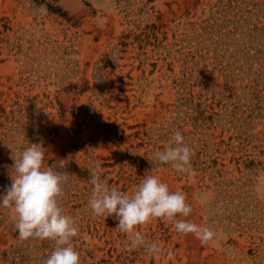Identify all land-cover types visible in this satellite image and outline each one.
Masks as SVG:
<instances>
[{"label": "rangeland", "instance_id": "374dc122", "mask_svg": "<svg viewBox=\"0 0 264 264\" xmlns=\"http://www.w3.org/2000/svg\"><path fill=\"white\" fill-rule=\"evenodd\" d=\"M177 131L190 175L154 158ZM30 144L68 174L81 264H264V0H0V196ZM96 163L118 190L153 175L182 192L178 219L214 240L156 218L138 230L160 254L127 249L115 216L87 208ZM11 214L0 264H44L55 242L22 239Z\"/></svg>", "mask_w": 264, "mask_h": 264}, {"label": "clouds", "instance_id": "9594fccd", "mask_svg": "<svg viewBox=\"0 0 264 264\" xmlns=\"http://www.w3.org/2000/svg\"><path fill=\"white\" fill-rule=\"evenodd\" d=\"M192 155V148L179 131L171 136L166 147L154 152L155 160L162 165H171L178 173L189 175L192 173ZM13 159L12 182L6 194L0 196V207L11 210V219L22 239L55 242V248L44 264H81L80 253L72 244L78 235L76 219L66 214L59 202L68 174L45 167V152L40 144H30L13 155ZM89 170L88 183L92 188L87 208L94 217L115 216L117 227L127 235V249L144 248L154 256L160 254L159 244L147 242L138 230L139 226L156 218L174 221L178 233L193 234L202 244L214 240L216 233L210 227L178 219L189 217L193 208L182 192L171 191L160 178L146 175L135 191L128 193L110 185L99 163ZM168 255L171 258L172 254Z\"/></svg>", "mask_w": 264, "mask_h": 264}]
</instances>
